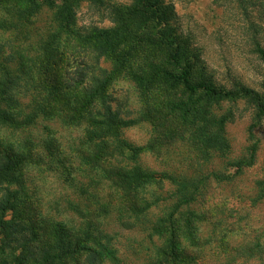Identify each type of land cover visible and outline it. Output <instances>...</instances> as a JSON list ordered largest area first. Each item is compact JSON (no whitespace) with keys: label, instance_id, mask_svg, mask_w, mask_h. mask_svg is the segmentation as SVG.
Listing matches in <instances>:
<instances>
[{"label":"rangeland","instance_id":"obj_1","mask_svg":"<svg viewBox=\"0 0 264 264\" xmlns=\"http://www.w3.org/2000/svg\"><path fill=\"white\" fill-rule=\"evenodd\" d=\"M53 1L56 7L42 4L28 11L19 1L0 0V74L2 64L12 58L9 46L21 51L18 61H51L47 71H31L27 64L19 70L24 72L16 123L25 125L21 138L32 140L39 159L22 172V185L0 182V204L8 189L20 190L23 199L17 215L9 212L6 219L30 220L34 234L48 227L56 230L58 223L72 228L91 220L100 224L102 234H109L103 242L113 254L107 252L103 264H154L166 241L155 226L171 212L169 196L177 187L166 180L143 189L127 186L121 178L123 169L140 163L157 177L167 173L199 190L195 238H183L189 264H264V58L258 51L264 49V0H173L181 31L200 48L216 82L230 89L242 83L253 90L251 96L205 101L194 121L172 113L164 92L145 90L132 79L130 72L146 66L153 52L160 56L147 41L137 42L136 62L115 73L103 92L127 122L121 124L122 136L141 148L137 160L129 152L121 154L105 133L95 139L98 149L90 142L80 143L87 121L74 123L78 117L69 108L76 103L79 88L73 89L75 84L64 78L69 72L75 77L78 71L71 58H100L96 67L105 68L106 75L113 73V63L97 57L92 35L96 28L121 26L135 0H77L68 27L57 13L62 1ZM147 30L139 35L147 36ZM84 84L87 87L88 81ZM96 108L103 109L100 101ZM223 116L228 117L227 145L208 151L200 125L212 128ZM20 131L0 128V141L7 143ZM252 155L251 164L238 166ZM28 232L31 240L26 242L19 232L8 237L0 230V264H15L18 254L39 255L36 235ZM18 237L19 242L14 240ZM87 254L61 264H91Z\"/></svg>","mask_w":264,"mask_h":264},{"label":"trees","instance_id":"obj_2","mask_svg":"<svg viewBox=\"0 0 264 264\" xmlns=\"http://www.w3.org/2000/svg\"><path fill=\"white\" fill-rule=\"evenodd\" d=\"M16 1H19L18 3H21L28 11L33 7L39 9L42 4L56 7L53 0H39V4L35 2L36 0ZM61 1L60 6L57 7V13L58 16L61 13L59 19L64 22V27H68L65 25L71 23V17L74 15L73 3L77 0ZM238 1L240 3L250 2V0ZM30 16H33V13L30 12ZM146 29H148L147 36H140L139 34L146 32ZM181 30L173 0H135L133 8H130L128 18L121 19V26L94 30L92 47L98 53L97 57H107L115 68L112 74L106 75L105 68L98 69L96 67L100 63V58L86 59V61L71 58L74 63H77L78 71L75 72V77L69 72L64 78L66 83L75 84L76 87L73 89L79 88V91L75 96L76 103H70L69 108L73 112L72 115L78 117V121L74 123H83L84 119L87 121L86 135L83 136V140L82 136L79 138L80 143L90 142L94 148L97 145L98 149L95 139L105 133V137H110L111 141H114L116 149L121 154L126 155V152H129L131 157L137 160L141 148L122 136L121 124H127V122L120 118L119 109L107 101V94L103 95V92L109 86L115 73H121L136 62L134 60L136 58H133L134 50L140 39L147 41L153 47V51L154 46L160 50V56L157 57L158 54L156 55L152 51L153 58L149 59L146 66L139 71L132 70L130 72L132 79L145 90L155 88L159 92H164L166 103L171 112L178 116L180 114L183 119H192V121L195 120V117L197 119L198 106L205 101L253 95V90L242 83H237L235 89L218 84L209 72L205 60L202 59L200 48L193 45L191 38L183 34ZM9 47L11 52L13 50L9 54L12 58L7 59V64H2L3 71L0 74V128L5 131L6 128L21 129V131L16 132V137L11 138L7 143L0 141V182L7 183V185H22V182L19 184L22 172L37 164L39 158L35 157L32 140L28 138L27 141L21 138L24 136L23 132L26 131L25 125L16 123V105L20 101L18 89L21 87L20 80L23 78L24 72L21 70V73L19 70L27 64L31 71H47L51 61L49 64H47V60L45 61L46 58H37L33 64L31 61L27 63L26 58H19L18 61L16 57H19L21 51L18 47L15 48L16 46ZM258 51L264 58V49L259 47ZM2 56L5 58L4 54ZM19 62L21 64H18ZM87 69H90V74ZM96 70L98 71L96 72ZM85 81H88L87 87L83 86ZM61 88L63 89L62 86ZM62 89L59 87L57 90L62 92ZM47 90L49 94L52 91L49 87ZM98 101L102 103V110L96 108ZM36 117L37 114H33V120ZM227 122L228 117L223 116L216 123L218 125L212 126V128L208 127L209 125H200L199 132L203 135L205 149L208 151L211 150V147L217 150L225 149L227 145L225 125ZM252 159H254V155L251 156V159L238 161L237 164L239 167L245 164L249 165L252 163ZM123 170L121 178L127 186L130 185L133 188L143 189L146 185L157 184L159 181L165 180L173 187L176 185L177 190H174L169 196L168 209L171 212L169 215L163 216L162 221L155 226V231L163 234L166 241L158 251L157 260L153 262L154 264H189L191 258L185 252L184 239L193 240L195 238V221L199 217L195 211L194 203L199 195V190L192 187L190 182H181L167 173L157 177L155 172L145 170L140 163ZM21 196L20 190L8 189L2 198L0 230L8 237L11 232H19L20 235H23L20 238L25 239L26 242L31 240V236L28 234L29 230L34 238L36 235L38 243L35 249L39 251V255L35 256L32 254L33 252L26 253V256L18 254L15 264H61L67 259L76 258L79 253H88L91 264H103L106 260L105 254L107 252L113 254L110 246L103 242V239L109 238V234H102L100 224H95L91 220L87 222V225L73 226L72 228L58 223L60 225H55L56 230L48 227L44 233H41L42 235L40 232L34 234V229L29 227L31 222L28 219H25L24 222L18 220L20 222L12 223L13 219H6V216L9 212L13 214V217L17 215L23 200ZM14 240L19 242V237ZM26 245L25 243L18 245V248L24 249ZM18 248L15 246V249Z\"/></svg>","mask_w":264,"mask_h":264}]
</instances>
